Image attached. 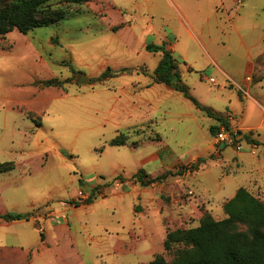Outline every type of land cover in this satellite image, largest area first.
Returning <instances> with one entry per match:
<instances>
[{
  "label": "rangeland",
  "instance_id": "374dc122",
  "mask_svg": "<svg viewBox=\"0 0 264 264\" xmlns=\"http://www.w3.org/2000/svg\"><path fill=\"white\" fill-rule=\"evenodd\" d=\"M181 1L197 20V0ZM244 8L237 24L251 33L264 0ZM220 16L207 26L210 44L191 36L171 0H87L56 25L0 37V164H15L0 175V215L28 217L0 218V264L170 262L169 231L199 226L206 212L225 219L241 187L264 200V83L248 87L246 50L234 33L228 42L232 17ZM149 43L181 61L192 95L236 134L232 146L191 101L151 87L162 54ZM108 68L118 75L97 81ZM51 80L61 86H43ZM118 137L124 146H112ZM140 169L176 175L143 187L133 179ZM96 188L92 204L76 206Z\"/></svg>",
  "mask_w": 264,
  "mask_h": 264
},
{
  "label": "trees",
  "instance_id": "16d2710c",
  "mask_svg": "<svg viewBox=\"0 0 264 264\" xmlns=\"http://www.w3.org/2000/svg\"><path fill=\"white\" fill-rule=\"evenodd\" d=\"M87 0H0V37L5 38L14 30L27 35L30 32L56 25L70 15V8L83 6ZM146 50L151 53H161L162 60L154 71V84H163L180 93L191 101L194 106L211 118L218 121L227 130L230 125L223 115L201 104L191 93V89L183 82L179 68L181 61L164 45L149 43ZM118 75L108 68L98 79L99 82L110 80ZM264 81V53L259 55L251 75V85ZM46 88L60 87L61 82L46 81ZM219 126H212L210 134L217 137ZM123 135V134H122ZM112 146H124L119 137L112 141ZM199 159L198 163H203ZM15 170L13 162L0 164V175ZM191 170H197L192 166ZM176 174H166L150 177L144 169H140L133 179L143 187L162 184L168 177ZM179 175H181L179 173ZM124 182V179H121ZM98 188L83 203L90 205L100 195ZM226 218L216 220L210 213H204L200 225L190 229L169 231L164 243L165 250L176 249L172 261L163 256L156 257L148 264H264V200L257 198L246 188L241 187L235 196L224 204ZM7 222L28 219L21 214L7 213L0 215Z\"/></svg>",
  "mask_w": 264,
  "mask_h": 264
},
{
  "label": "crops",
  "instance_id": "0c3cea01",
  "mask_svg": "<svg viewBox=\"0 0 264 264\" xmlns=\"http://www.w3.org/2000/svg\"><path fill=\"white\" fill-rule=\"evenodd\" d=\"M238 1L239 0H197V3H196L197 5L195 9L197 11L196 16H198V18L196 20L191 16L188 10L186 13H188L189 15L184 14L185 8L183 7L184 5L181 4L182 2L181 0H171L172 5L176 9V12L180 14L181 19L187 25V30L191 34V36H194L196 35V33H199L202 39L210 44L212 42H211L210 34L207 28L210 26V23L213 20V18H216L217 20L222 21L220 12H222L223 14H227L229 17L230 16L232 17V25L230 27L231 29L229 30L230 33H229L228 42L233 43L234 39L233 37H231L232 36L231 33H234L238 35L242 48L246 50L245 59L247 61L246 63L247 67H246V71H245L246 74L244 78L246 80L249 78L251 79V75L254 71V64H255L256 58L262 53H264V18H263V21H261L260 23L256 24L257 21H255L254 23H251L254 27H252L251 33L248 32L249 22L248 24L241 25V26L237 24L239 20L246 21L248 19L247 15H245L246 9L244 8V1L246 0H241L242 2L241 4H238ZM177 4L180 5V7L182 8L184 12L181 11L180 7ZM255 32L256 34H254ZM253 50H255L256 53L253 54L252 52ZM219 70L224 74L226 78L229 79L231 77L230 74L227 73L222 68H219ZM263 83L264 81L258 83L257 85H260ZM154 85L166 86L163 84H154ZM154 85H151V87ZM250 86H252L251 80H249V84H248V87ZM166 88L167 90L173 91L168 86H166ZM253 99L258 105H260L257 99L255 98ZM159 158L160 157L157 156L155 159H159Z\"/></svg>",
  "mask_w": 264,
  "mask_h": 264
},
{
  "label": "built area",
  "instance_id": "2783aa9c",
  "mask_svg": "<svg viewBox=\"0 0 264 264\" xmlns=\"http://www.w3.org/2000/svg\"><path fill=\"white\" fill-rule=\"evenodd\" d=\"M241 0L238 1V4H241ZM248 80H251L250 78ZM212 84L217 86V83L215 80H211ZM217 141L221 144H225L228 146H232L236 140V134H234L231 129L227 130L224 126L220 128V131L217 134L216 137ZM241 149V148H238Z\"/></svg>",
  "mask_w": 264,
  "mask_h": 264
},
{
  "label": "water",
  "instance_id": "95a60500",
  "mask_svg": "<svg viewBox=\"0 0 264 264\" xmlns=\"http://www.w3.org/2000/svg\"><path fill=\"white\" fill-rule=\"evenodd\" d=\"M80 84L88 83V79L86 77H82V79L79 81Z\"/></svg>",
  "mask_w": 264,
  "mask_h": 264
}]
</instances>
